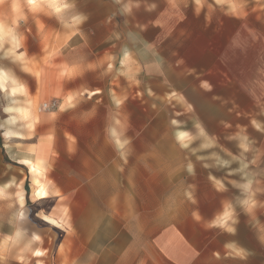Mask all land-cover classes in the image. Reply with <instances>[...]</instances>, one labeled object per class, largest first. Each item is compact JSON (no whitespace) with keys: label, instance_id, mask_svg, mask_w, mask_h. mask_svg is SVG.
<instances>
[{"label":"crops","instance_id":"crops-1","mask_svg":"<svg viewBox=\"0 0 264 264\" xmlns=\"http://www.w3.org/2000/svg\"><path fill=\"white\" fill-rule=\"evenodd\" d=\"M18 1L33 80L0 87V264H264V213L191 202L155 105L191 93L201 128L264 127V0H80L76 25L49 15L43 52Z\"/></svg>","mask_w":264,"mask_h":264},{"label":"rangeland","instance_id":"rangeland-1","mask_svg":"<svg viewBox=\"0 0 264 264\" xmlns=\"http://www.w3.org/2000/svg\"><path fill=\"white\" fill-rule=\"evenodd\" d=\"M208 1L204 0L205 3ZM216 1H223L228 8L242 10L254 3V0ZM58 2L62 7H59ZM79 2L80 0H33L32 2L24 0L31 10L29 21L32 14L34 19L32 25L29 24L30 37H34V41L37 42L30 45V49L41 46L42 49L38 52H43L44 45L40 44V41H44L50 21L49 15L76 25ZM17 4H19L18 0H0V69L6 68L10 72L8 76L5 71L0 70L2 89L5 88L4 81H6L5 86L13 87L20 74L26 77L30 84L33 80L31 75H26L15 67L21 63L20 68L29 71L26 58L19 61L20 56H17L18 51L28 48V45L24 43L27 39H23V36L24 38L28 36V25L25 19L27 14L18 13ZM74 30L69 29V33ZM3 72L6 75H2ZM10 91L19 93L23 92V89L19 87L9 89ZM155 105L156 107L166 106L169 109L172 135L176 138V144L180 150L177 152L173 148L172 155L174 157L175 154H181L182 163L179 167L184 173V183L189 182L191 202L203 200L205 192L209 199L222 194L226 200H233L236 203L235 209L242 216L249 214L252 209H256V212L261 210V213H264V127L222 128L218 132L201 128L191 93L168 95L161 101L157 100ZM179 134L182 136L179 137ZM242 224L247 226V223ZM252 224L259 231L264 230V222L257 221ZM6 241H0L2 260L10 256L4 255L9 247Z\"/></svg>","mask_w":264,"mask_h":264},{"label":"built area","instance_id":"built-area-1","mask_svg":"<svg viewBox=\"0 0 264 264\" xmlns=\"http://www.w3.org/2000/svg\"><path fill=\"white\" fill-rule=\"evenodd\" d=\"M58 107V102L55 100H50V102H44L40 105L41 111H50Z\"/></svg>","mask_w":264,"mask_h":264},{"label":"bare ground","instance_id":"bare-ground-1","mask_svg":"<svg viewBox=\"0 0 264 264\" xmlns=\"http://www.w3.org/2000/svg\"><path fill=\"white\" fill-rule=\"evenodd\" d=\"M31 2L33 1V0H30ZM34 3V2H33ZM2 75H6L4 72L2 73ZM5 77V76H4ZM182 135L181 134H179V137H181Z\"/></svg>","mask_w":264,"mask_h":264}]
</instances>
